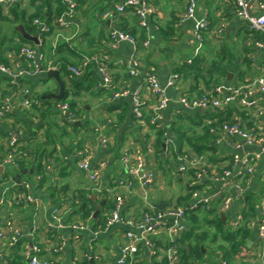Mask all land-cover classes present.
Listing matches in <instances>:
<instances>
[{
  "label": "crops",
  "instance_id": "crops-1",
  "mask_svg": "<svg viewBox=\"0 0 264 264\" xmlns=\"http://www.w3.org/2000/svg\"><path fill=\"white\" fill-rule=\"evenodd\" d=\"M74 1L77 7L70 19V27L65 30L54 28L52 34L46 37V41L52 45V51L50 55L43 56L41 61L40 66L44 72L28 78L24 83L33 97L40 94L42 100H45L44 96L59 92L58 82L47 75V70H58L65 92L69 91L70 97L79 102L84 108V114L80 121L75 122L78 128L68 129L64 137H61L62 132H58L56 152L52 157L47 153L43 161L49 173L40 189L36 182L15 173L12 166L0 169V233L3 234L0 239V264H29V253L35 247L40 248L39 256L48 264H117L121 258V248L128 243L125 234L133 228L126 223L106 226L112 210L110 202L114 205L117 197L122 198L120 214L125 220L135 221L141 220L145 194L148 201L156 207L155 212L170 206L188 207L191 202L189 184L193 177L189 170L180 171L179 160L185 152L194 150L186 144L183 153H180L177 145L178 148L174 147L171 156H166L165 139H160L159 136L161 130L166 128L167 134L174 139L171 133L174 125L183 126L189 134L201 136L205 133V128L212 124L215 126L211 128H219L224 123H234L247 131L264 135V92L257 82L260 78L264 79V47L258 45L264 42V35L246 28L244 20L237 14L235 0H196L197 18L206 19L211 28L203 33L199 57L205 61L206 66L212 62H225L224 58H228L229 53L236 59L235 65L219 86L223 89L220 97L240 90L239 97L218 109L220 117L213 116L210 109H186L179 102L183 96L198 98V90L205 89V81L201 80L199 84L179 72L193 58L198 45L194 37L195 22L181 20L187 0H149L156 11L148 19L145 29L139 26L138 17L133 10L117 12V7L124 0ZM21 6L28 13H33L41 6V2L25 0ZM54 6H57L56 3ZM248 10L253 16L264 15V0H248ZM107 12H112L113 17H107ZM13 24L14 28H9L10 35L13 31L20 32L21 28L27 32L22 23ZM31 25L35 27L36 33L30 35L39 37L40 45L35 46L40 52L43 42L41 31L34 25V21ZM219 29H222L221 34H217ZM111 31L132 33L138 43L148 39L150 45L148 48H137L125 42L114 43L109 38ZM59 45H63V48L58 52ZM136 54L140 64L139 73L132 76L118 63L131 59ZM88 55L104 58L110 67L113 90L103 88L100 77L94 86L92 80L86 79L87 74L84 75V83L80 88L73 89L72 82L78 78L71 72L63 73L53 64L61 57H68L76 64L79 62L78 57ZM4 57L9 61L7 65L24 67L27 64L19 54L8 52ZM147 73L157 77L169 99L164 111L165 122L160 127L143 128L133 113L132 97L136 92L144 100L147 116L158 102L157 96L145 82ZM174 74L179 77L173 86H168V80ZM229 74H232L230 79ZM88 86H91L90 90H87ZM124 90H129L130 94L114 98L115 93ZM11 93L10 84L0 74V108L3 100ZM243 100L246 104H243ZM19 110L23 111L16 107L12 112L18 113ZM0 124L9 137L19 128L18 123L10 118L1 119ZM211 128L209 138L201 143L207 148L200 154L205 159L208 171L223 173L230 170L231 180L245 187V192L240 197H234L230 207L224 209L219 196L221 184L203 178L197 186L198 190L203 195L213 197V208H217V212L211 218L218 215L223 229L230 231L229 234L243 223L246 228L236 241H228V235L225 238L222 234L217 236L215 225L211 223L207 211L200 209L201 212L197 215L208 235H198L199 243L196 239L186 241L187 247L184 250L190 253L189 249H193L186 258L182 252L177 253L181 246L175 244L177 262L264 263V246L259 239V225L263 214L261 193L264 190V152H261L258 145L248 146L238 138L235 140L240 146L238 150L227 144H217ZM39 135L43 136V132ZM101 137L108 138V146L101 144ZM6 138L0 133V157L3 160L6 156L1 144L5 145ZM78 144L81 147L78 151L68 148ZM159 144H162L161 152L158 151ZM149 145L154 147L155 153L146 160V168L154 174L155 181L147 188L136 183L126 172L125 158H133L138 151L144 152ZM174 151L178 155L177 163L173 159H176ZM79 153L99 168L97 183H92L88 173L79 169ZM254 155L258 158L252 162L253 171L248 174L244 171L242 160ZM119 179L132 182L130 188L118 187L116 181ZM26 181L31 183L28 191L23 186ZM167 185L173 186L171 192L167 193ZM27 195L33 201H27ZM188 195L190 200L183 204V199ZM85 197L96 201L97 208L90 219L83 221L79 207ZM241 216V224L237 226V219ZM99 222L103 226H98ZM13 226L19 228L23 235L14 246L10 245L9 239V228ZM164 226L162 224L150 234L153 249L146 242L141 243L135 260L138 264H162L164 261L169 264L168 250L174 234ZM192 226L191 219L186 217V232ZM201 231L202 228L197 233ZM196 251L200 253L197 255Z\"/></svg>",
  "mask_w": 264,
  "mask_h": 264
},
{
  "label": "built area",
  "instance_id": "built-area-1",
  "mask_svg": "<svg viewBox=\"0 0 264 264\" xmlns=\"http://www.w3.org/2000/svg\"><path fill=\"white\" fill-rule=\"evenodd\" d=\"M25 0H0V6H2L6 11L15 3H24ZM67 6V11L64 12L57 19V27L60 29H68L70 27V19L75 14L77 3L74 0H60ZM237 7L238 16L244 20L246 28L250 31L259 32L264 35V15L253 16L248 10V0H235ZM196 0H187L186 9L182 15V22L194 21L195 30L194 37L198 42L195 49L193 58L188 60V64H192L193 60L199 56L202 50L203 33L210 31V25L206 19H198L196 16ZM133 10L135 15L138 17L139 26L145 29L148 25V19L155 13V7L151 5L149 0H124L118 7L117 12L122 13L126 10ZM106 16L109 18L113 17L112 12H107ZM34 25L40 29L41 33H50L51 26L46 24L44 21L36 19L34 20ZM222 29L217 31V34H221ZM109 38L114 43H129L137 48L139 46L143 48H148L150 45L149 40H144L142 43H138L136 36L132 33L125 31H111L109 33ZM260 47H264V42L258 43ZM19 57L24 59L27 64L24 67L20 65H7L0 62V74L6 78L8 84L12 88V93L9 97L3 100V105L0 108V116H4L6 112H12L16 107L23 110H30L32 104L36 101L31 100L33 95L25 86L23 80L28 79L32 76H36L42 72L44 69L40 66L43 59V54L38 52L33 46L25 44L21 47L19 51ZM95 64V69L98 76L101 79L102 87L110 90L113 89V81L110 73V67L105 62L104 58L101 56L88 55L84 56L81 64L78 66H73L69 68V71L75 78H81L86 73L87 69ZM126 72L130 75L135 76L139 73V61L138 55H134L131 59L123 60L118 63ZM48 71V70H47ZM178 75L174 74L170 76L168 80V86H173L175 81L178 79ZM146 84L151 88L152 92L157 96L158 102L151 109L149 116L145 112V103L141 98L140 93H134L132 97L133 113L137 121L142 125L143 128L160 127L165 122L164 111L166 110L169 99L166 96V90L162 88L159 84L157 77L152 73H147L145 76ZM258 84L262 92H264V79H258ZM223 92L221 86H216L212 92H207L198 98H190L183 96L180 98L179 102L186 109L202 108L210 110H218L223 108L228 103L233 102L239 97L240 90H235L233 93H229L224 97H220ZM130 94L129 90L120 91L114 94V98L126 97ZM36 104H39L36 102ZM243 104H246L243 100ZM58 110L61 118L69 122H75L76 119L74 115L69 110V105L62 103L58 106ZM211 133L215 137L217 144H227L228 146L234 147V149H240V146L235 142V140L241 139L246 145H258L261 148V152H264V135L258 132H250L242 128L238 124L234 123H224L219 128H211ZM24 135V131L17 130L13 136H10L7 140V145L12 147L13 150L0 162V169L5 166H12L14 169L17 168L16 164V152L18 148L17 139ZM165 145V155L171 156L174 147L176 146L175 140L166 133L164 137ZM101 144L103 146H108L109 140L106 137H101ZM155 153L154 147L149 145L144 152L138 151L136 155L131 158V156H126L125 158V168L129 176L136 181V183L141 186L149 188L155 181L154 174L147 170L146 163L147 159ZM82 153L78 154L80 157L78 162V167L80 170L88 173L89 179L92 183H97L99 181V168L95 167L88 158L81 157ZM180 161V171H193V176L189 186L191 188L197 187L201 179L207 178L213 182L221 184L220 200L222 201V207L224 209L230 207L234 197H240L245 192V187L240 184L235 183L231 180V171L226 170L223 173H210L206 167L205 159L202 155L195 152H185L181 157ZM238 159V157H235ZM258 158V156H247L242 160L244 171L251 174L253 171L252 162ZM41 179L40 176L37 177V181ZM118 187L130 188L132 182L119 179L116 181ZM31 183L24 182L23 186L26 191L29 190ZM233 190V193L230 191ZM27 201H33L30 195L26 197ZM145 207L140 221L135 220H125L120 214V210L123 206V199L117 197L113 208L109 214L106 221V226L110 227L115 224H128L133 229L126 232L125 237L128 243L121 248V258L117 264H138L136 256L139 252L141 243L146 242L147 245L153 249V243L150 242V234L164 224L172 234H174V240L171 247L168 250V260L169 264H178L176 257V247L174 246L185 232V220L187 217V210H198L205 209L211 210L213 208V197L203 195L198 189L192 190L191 192V202L188 207H174L170 206L163 211H156V207L153 203L148 201V197L144 196ZM261 201L263 204V214L259 225V239L264 246V190L261 193ZM57 212V211H56ZM242 221V216L237 219L236 225L239 226ZM138 233H137V232ZM9 239L10 245H16L22 238V231L16 227L9 228ZM3 234L0 233V239ZM178 237V238H176ZM176 238V239H175ZM40 248L35 247L32 253H29V264H48L47 261L43 260L39 256ZM2 258V257H1ZM223 264H229L224 262ZM261 264H264L263 262Z\"/></svg>",
  "mask_w": 264,
  "mask_h": 264
},
{
  "label": "trees",
  "instance_id": "trees-1",
  "mask_svg": "<svg viewBox=\"0 0 264 264\" xmlns=\"http://www.w3.org/2000/svg\"><path fill=\"white\" fill-rule=\"evenodd\" d=\"M33 1H40L41 6L37 7L33 13H28L23 7L21 6V3H15L12 5L7 11L0 6V19H4L7 22L13 23H22L27 32L29 34H35L36 29L31 24L34 20L39 19L44 21L46 24L51 26V32L50 33H41V38L43 39L42 45L39 48L40 52L43 54V56H47L51 54L52 51V45L48 41H46V37L50 36L52 34V31L54 28L57 27V19L67 11V6L61 2L60 0H33ZM56 3V7L54 6ZM5 12L7 13V16H5ZM13 16H15V20L11 19ZM1 44L6 46L1 52H0V62L3 64H9L8 59L4 57L5 53L12 52L16 55L19 54L21 47L25 44L32 45L36 49V44L33 42L27 41L20 32L13 31V34H4L2 38L0 39ZM63 48V45H59L58 52ZM79 62L78 63H72V61L69 60L68 57L66 58H58L53 62L55 66H57L61 71L65 74H68L69 68L73 66H78L81 64V61L83 59L82 56L78 57ZM225 62H212L209 66L205 65V61L201 57H196L192 64H184L181 70L179 72L183 74L185 77L194 79L197 83L200 84V81H205V89H199L198 95L201 96L207 92H212L213 89L216 86H219L223 83V80L227 77L229 71L231 70L232 66L235 65L236 59L233 54L229 53L228 58H224ZM86 79L92 80V83H94V86L96 82L98 81V73L95 69V64H92L86 71L84 75H86ZM84 76L81 78H78L77 80H74L72 82L73 89L74 87L80 88V85L84 83L83 80ZM27 79L23 80V82H26ZM91 83V82H90ZM93 86V87H94ZM198 89V87H196ZM78 89V88H77ZM91 86L87 87V90H90ZM113 90V89H111ZM109 91V90H108ZM33 101L38 102L39 104L33 103L32 108L30 110H23L18 113L14 112H6L4 113V116H0V120H7V118L13 119L15 123H18L19 128L18 130L24 131V135L22 137H19L17 139L18 148L16 152V164L17 168L14 169L15 173L20 174L21 177L26 178L27 180H30L31 182H36L39 184L37 188H41L43 186V183L46 180V176L48 175L49 171L46 166H44L43 161L47 153L52 157L54 153L56 152V144H57V138H59L58 132H62L63 134L61 137H64L65 134L68 133V129H75L78 128L75 126V122L80 121L82 115L84 114V108L80 106L79 102L72 99L69 95V91L65 92V97L61 101H53V100H42V95L37 94L34 95V97L31 99ZM66 103L69 105L70 112L74 115L76 121L75 122H69L61 118L60 113L57 109V106ZM211 114L215 117H220V114H218V110H212ZM29 119L30 121H28ZM36 119V121L34 120ZM224 122V121H222ZM226 122V121H225ZM221 123V122H220ZM219 123V124H220ZM216 124V125H219ZM212 126H215L212 124L211 126H207L205 128V133L201 136H198L196 134H189L188 132H185L183 126H176L174 125L172 127L171 133L174 137V140L176 142V147L178 149V152L183 153L184 146L188 144L192 150H194L197 154H202L205 152V149L207 147H203L202 141H206L209 137L210 128ZM166 128L161 130L159 132L160 139H163L166 136ZM43 132V136H40L39 134ZM0 133L4 135V137H7L6 140L9 139V135L5 132V130L1 127L0 124ZM3 142V141H2ZM2 147H4V154L7 156L9 152L13 150L12 147H9L7 145V141L4 144H1ZM178 145V146H177ZM161 146L162 144L158 145V151L161 152ZM53 149H49L52 148ZM68 148L72 150H80V144L78 145H70ZM70 151V150H69ZM71 152V151H70ZM174 157H176L177 152L174 151L173 153ZM178 156V155H177ZM174 161L177 163V157L176 159L173 158ZM3 161V157H0V162ZM176 166V165H175ZM193 174V171L191 170V173ZM40 176L41 179L37 181V177ZM194 178V176L192 175ZM189 188V187H188ZM198 187L195 188H189V193L192 192V190H196ZM190 196L188 195L183 199V204H187V202L190 200ZM182 201L180 202V205ZM110 209H112L113 204L110 202ZM108 204V206H109ZM76 206V205H75ZM183 207H187L186 205ZM97 208V202L92 201L88 197H85L83 200V203L79 207V212L82 216V220L86 221L91 218V215ZM217 208H212L211 210H206L207 216L211 218L212 215H214L217 211ZM196 211V212H195ZM201 212L200 209L198 210H187V219H191L192 227L189 231L185 232L176 242V244L183 247V250L180 248L177 253L182 252L183 256L186 258L190 253H192L193 249H189L190 253L184 250L186 246V241L196 239V241L199 243L200 236H207L206 230H203V226L200 220V217H198V213ZM203 212V211H202ZM207 218V217H206ZM212 222L215 225L217 236L219 234H222L224 238L228 235V241H236L238 239V235H242L244 228H246V225H243L240 228H237L236 230L231 231V234L227 230L223 229V223L221 222L220 217L217 215L214 218H211ZM98 221V219H97ZM98 226H103V223L99 222ZM202 228L201 233H197L198 229ZM196 237V238H195ZM203 237V238H205ZM177 250V249H176ZM197 250V249H196ZM200 250V249H199ZM197 255L200 253V251H196ZM162 262V264H165ZM185 264L184 262H182Z\"/></svg>",
  "mask_w": 264,
  "mask_h": 264
},
{
  "label": "water",
  "instance_id": "water-1",
  "mask_svg": "<svg viewBox=\"0 0 264 264\" xmlns=\"http://www.w3.org/2000/svg\"><path fill=\"white\" fill-rule=\"evenodd\" d=\"M22 36L29 42H33L36 45H40V41H39V37L37 36H32L30 34H28L23 28H21L20 30ZM47 75L50 78H54L59 85V92L58 94H50L47 96H44L43 99L47 100H54V101H61L64 97H65V86L63 81L60 79L59 76V71L58 70H54V69H50L47 71ZM232 77V74H229V79ZM165 147V145H164Z\"/></svg>",
  "mask_w": 264,
  "mask_h": 264
},
{
  "label": "rangeland",
  "instance_id": "rangeland-1",
  "mask_svg": "<svg viewBox=\"0 0 264 264\" xmlns=\"http://www.w3.org/2000/svg\"><path fill=\"white\" fill-rule=\"evenodd\" d=\"M7 13L8 12H5L4 14H5V16H7ZM11 19H15L14 17H12ZM14 26V24H12L11 22H7V21H5L4 19H0V39L2 38V36L4 35V34H10L11 33V30L9 29V28H14L13 27ZM6 46H8V44L6 43V45H3V44H1V42H0V52L6 47ZM193 135V134H192ZM168 187H166L167 188V193L168 192H171L172 190H173V186H169V185H167ZM174 188H175V186H174Z\"/></svg>",
  "mask_w": 264,
  "mask_h": 264
}]
</instances>
